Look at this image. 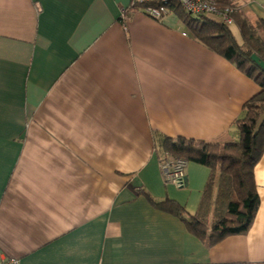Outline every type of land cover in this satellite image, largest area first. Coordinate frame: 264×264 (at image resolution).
Listing matches in <instances>:
<instances>
[{"label": "crops", "instance_id": "obj_1", "mask_svg": "<svg viewBox=\"0 0 264 264\" xmlns=\"http://www.w3.org/2000/svg\"><path fill=\"white\" fill-rule=\"evenodd\" d=\"M132 1L0 0V251L20 264H264V154L244 234L212 245L158 206L198 216L213 177L189 163L182 187L166 183L160 140L239 143L261 88ZM222 1L264 43V0Z\"/></svg>", "mask_w": 264, "mask_h": 264}, {"label": "trees", "instance_id": "obj_2", "mask_svg": "<svg viewBox=\"0 0 264 264\" xmlns=\"http://www.w3.org/2000/svg\"><path fill=\"white\" fill-rule=\"evenodd\" d=\"M214 1L223 8L232 7L226 1ZM170 9L194 40L233 63L261 88L246 106L245 118L238 129L239 143L222 147L204 141L165 138L158 144L161 160L184 159L212 171V186L203 198L198 216L188 215L170 201L158 206L173 208L171 212L183 221L189 233L213 245L228 236L249 231L260 207L255 168L264 154V118L261 120L264 71L253 62L252 56L264 61V43L246 22L241 23L238 14L233 16L232 25H225L208 16L190 14L179 4L170 5ZM233 27L240 33V39L235 37ZM212 209L217 211L215 219L210 221Z\"/></svg>", "mask_w": 264, "mask_h": 264}, {"label": "built area", "instance_id": "obj_3", "mask_svg": "<svg viewBox=\"0 0 264 264\" xmlns=\"http://www.w3.org/2000/svg\"><path fill=\"white\" fill-rule=\"evenodd\" d=\"M174 3L179 4L190 14L216 18L225 25H232L233 16L239 12L235 6L223 8L214 0H133L132 6L140 8L149 18L170 26L177 22V17L170 9V5ZM176 31L189 36L180 25L176 27ZM188 166L189 162L184 159L162 160L161 170L166 183L182 187ZM0 264H20V261L9 258L0 251Z\"/></svg>", "mask_w": 264, "mask_h": 264}, {"label": "rangeland", "instance_id": "obj_4", "mask_svg": "<svg viewBox=\"0 0 264 264\" xmlns=\"http://www.w3.org/2000/svg\"><path fill=\"white\" fill-rule=\"evenodd\" d=\"M215 20H217L218 21V19H215ZM232 30H233V33L235 34V37L237 38V39H239V37H240V34L237 32V30L235 29V27H233L232 28ZM264 118V114L262 115V117H261V120ZM216 209H212L210 212V214H209V217L211 218V219H213L214 218V216H215V214H216Z\"/></svg>", "mask_w": 264, "mask_h": 264}, {"label": "water", "instance_id": "obj_5", "mask_svg": "<svg viewBox=\"0 0 264 264\" xmlns=\"http://www.w3.org/2000/svg\"><path fill=\"white\" fill-rule=\"evenodd\" d=\"M252 60L264 71V61H262L257 55H253Z\"/></svg>", "mask_w": 264, "mask_h": 264}]
</instances>
